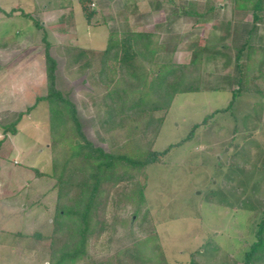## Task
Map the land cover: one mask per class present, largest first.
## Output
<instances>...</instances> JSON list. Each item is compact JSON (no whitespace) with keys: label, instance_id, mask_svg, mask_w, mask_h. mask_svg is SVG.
<instances>
[{"label":"rangeland","instance_id":"374dc122","mask_svg":"<svg viewBox=\"0 0 264 264\" xmlns=\"http://www.w3.org/2000/svg\"><path fill=\"white\" fill-rule=\"evenodd\" d=\"M92 1L97 14L91 23L83 17L78 0H0V5L25 11L51 7L35 16L45 24L54 44L51 54L58 62L57 85L70 91L86 133L97 144L100 142L94 130L103 116L99 106L104 89L91 81L88 68L75 60L80 52L105 48L111 31L132 27L155 32L162 41H174L175 51L171 43L160 53L158 60L163 62H186L193 43L207 48L202 71L205 86L174 98L156 139L157 149L184 139L207 114L227 106L231 90L237 88L234 59L238 49L245 40L264 43V11L256 21L252 10L235 9V0ZM40 40L31 19L0 13L2 169L21 164L43 173L51 170L47 101H40L23 115L16 134L4 130L37 96L47 92ZM102 132L110 144L114 135L106 129ZM166 159L165 163L151 164L148 178L142 182L146 184L150 221L167 260L189 264L192 254L202 264H232L234 259H241L255 238L259 212L252 206L264 199V168L259 167L264 162V94L238 95L231 110L197 127L194 135L173 147ZM8 176L4 173L5 180ZM29 176L33 182L22 196L0 198V228L26 233L48 229L56 194L44 193L52 185L46 178L33 173ZM4 179H0V192ZM5 234L0 231V239ZM3 241L0 264H48L46 254L29 241L17 243L18 238L12 236ZM111 248L114 251L118 247L114 244Z\"/></svg>","mask_w":264,"mask_h":264},{"label":"trees","instance_id":"16d2710c","mask_svg":"<svg viewBox=\"0 0 264 264\" xmlns=\"http://www.w3.org/2000/svg\"><path fill=\"white\" fill-rule=\"evenodd\" d=\"M78 2L86 22L91 23L97 14L93 1ZM234 4L237 10H252L256 21L264 11V0H235ZM45 9L51 7L42 10ZM42 10L5 9L0 5L3 16L19 14L33 21L41 35L47 77L46 94L37 96L4 130L16 134L23 115L30 113L40 101H47L51 170L43 173L21 164L13 169L0 167V179L9 173L3 180L0 198L22 196L31 187L33 179L29 174L33 173L52 183L44 193L56 194L55 205L46 223L47 230L36 228L26 233L0 228L6 232L0 244L6 242L3 241L6 236L18 238L17 243L29 241L46 254L48 264H172L151 224L146 184L142 179L148 178L147 168L151 164L167 162L170 150L191 138L197 127L208 124L218 113L231 110L238 95L264 94V43L245 40L238 49L234 59L237 88L231 90L232 99L227 106L207 114L184 139L157 149L156 139L174 98L205 86L202 71L207 48L193 43L186 62H163L158 60L160 53L171 43L175 51L174 41H162L155 32L132 27L111 31L105 48L80 52L75 60L88 68L91 81L104 89L99 106L103 116L94 130L100 142L97 144L86 133L70 91H63L57 85L58 62L51 54L54 44L49 41L45 24L35 16ZM102 129L114 135L108 145ZM259 167L264 168V162ZM17 186L21 187L15 189ZM252 207L259 212L255 238L241 259H234L232 264H264V199ZM114 244L118 248L113 251ZM189 264L202 263L192 254Z\"/></svg>","mask_w":264,"mask_h":264},{"label":"crops","instance_id":"0c3cea01","mask_svg":"<svg viewBox=\"0 0 264 264\" xmlns=\"http://www.w3.org/2000/svg\"><path fill=\"white\" fill-rule=\"evenodd\" d=\"M135 5L139 7L140 5L139 1H135Z\"/></svg>","mask_w":264,"mask_h":264}]
</instances>
